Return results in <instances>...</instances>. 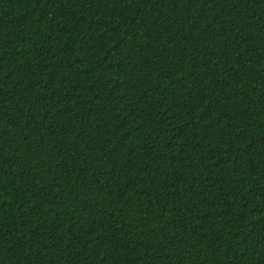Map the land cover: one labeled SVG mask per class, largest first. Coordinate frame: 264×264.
Here are the masks:
<instances>
[{
	"label": "trees",
	"instance_id": "1",
	"mask_svg": "<svg viewBox=\"0 0 264 264\" xmlns=\"http://www.w3.org/2000/svg\"><path fill=\"white\" fill-rule=\"evenodd\" d=\"M0 264H264V0H0Z\"/></svg>",
	"mask_w": 264,
	"mask_h": 264
}]
</instances>
